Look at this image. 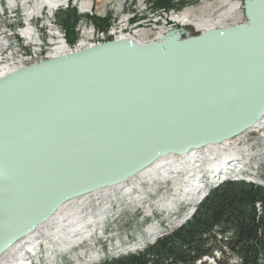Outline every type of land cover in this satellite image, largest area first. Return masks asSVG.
I'll return each mask as SVG.
<instances>
[{
    "label": "water",
    "instance_id": "1",
    "mask_svg": "<svg viewBox=\"0 0 264 264\" xmlns=\"http://www.w3.org/2000/svg\"><path fill=\"white\" fill-rule=\"evenodd\" d=\"M245 20L104 41L0 76V259L65 204L264 118V0Z\"/></svg>",
    "mask_w": 264,
    "mask_h": 264
},
{
    "label": "bare ground",
    "instance_id": "2",
    "mask_svg": "<svg viewBox=\"0 0 264 264\" xmlns=\"http://www.w3.org/2000/svg\"><path fill=\"white\" fill-rule=\"evenodd\" d=\"M30 1L34 2L33 6L29 5ZM98 1L100 4L95 7L96 12H104L105 3L109 0ZM5 2L10 6L20 4L21 8L25 10L26 22H28L33 14L32 18L37 17V13L40 12L42 7L55 8L60 3L66 2V0H5ZM216 3L218 4L217 7H211L212 4H207L186 8L182 14L176 17V20L183 27H193L197 32L244 21V12L241 10L242 4L240 1L217 0ZM123 4L122 0L117 2L118 7L123 6ZM92 5V0L80 1L82 8L89 9ZM220 6H225V8L217 11ZM132 16L117 19L120 23L116 21L106 32L95 31L90 26L84 27L85 29L80 31V41L74 49L56 38L53 41V47L47 52V59L87 47L104 40L108 36L124 37L130 32L128 20ZM228 20H231V22H228ZM135 25L137 23L133 26L135 27ZM163 31L164 28L161 26L155 32H149L147 29L134 30L129 34V37L135 41L143 42L147 40L146 37L149 34L154 33L157 37H160ZM177 31H180V29H177ZM20 33L24 38L34 41L33 35L35 33L32 28L26 27ZM4 42L6 43V41ZM2 48L3 45L0 44V54ZM21 64H23L21 57L6 56L0 59V76L9 73ZM250 134L258 135L259 138L264 137V118L257 126L233 140L216 146H208L183 156H168L122 185L103 189L70 201L61 207L48 223L24 238L17 244L16 248L13 246L8 250L0 259V264H26L25 258L29 254L37 257L41 249L47 252L68 251L81 244L83 240H87L91 235V229L99 223L105 212L112 209L114 211L115 207L119 209L123 203L132 204L135 207L142 206L143 202L149 200L150 204L146 203L143 206L145 212H150L153 206H158L161 209L172 207L176 203L177 195L180 196L183 192H187L189 195L192 189L195 190V184L198 183L197 178L202 174H208V172L218 173L223 165L236 166L238 164L237 157L239 154L241 155L246 146L248 147L246 137ZM165 180L171 182V194H167L168 192L165 191L158 199L154 201L150 199L149 195L155 193V185L158 182L163 183ZM151 203L153 204L151 205ZM47 259L49 260V257Z\"/></svg>",
    "mask_w": 264,
    "mask_h": 264
},
{
    "label": "trees",
    "instance_id": "3",
    "mask_svg": "<svg viewBox=\"0 0 264 264\" xmlns=\"http://www.w3.org/2000/svg\"><path fill=\"white\" fill-rule=\"evenodd\" d=\"M173 0H153L155 8H170ZM58 17V16H57ZM61 26L66 33L67 42L75 38L74 26L78 19L74 9L63 12ZM100 28L108 25L107 19L92 18ZM262 199L264 191L260 188L242 184H226L215 189L198 206L196 215L183 227L159 239L155 245L138 255H129L105 264H191L206 252L202 235L214 225L235 230V238L230 247L242 259L241 264H264L258 254L264 255V215L256 219L252 202ZM261 231V235H258Z\"/></svg>",
    "mask_w": 264,
    "mask_h": 264
},
{
    "label": "rangeland",
    "instance_id": "4",
    "mask_svg": "<svg viewBox=\"0 0 264 264\" xmlns=\"http://www.w3.org/2000/svg\"><path fill=\"white\" fill-rule=\"evenodd\" d=\"M78 1V0H77ZM117 0H109L108 2H106L105 3V7H106V5H107V9H106V11H108V13L110 12L111 14H112V11H115V13H113L114 15V17L115 18H117V19H121V18H125V17H127V16H132L133 14H123V10L125 9L127 12H128V10H129V7H130V5H131V3H133V2H131V1H135V0H122L123 1V6H120V7H118L117 6V2H116ZM216 1L217 0H178V3H177V5H176V2H174V4L176 5V7H177V9H179V10H181L182 8H185V7H191V6H194V7H197V6H199V5H207V4H212V6L211 7H217L218 6V4L216 3ZM238 1H240V3L242 4V8H241V10H242V12H244L243 11V3H244V0H238ZM152 1H150V0H148L147 1V3H151ZM207 2V3H206ZM33 4H34V2H32V1H30L29 2V5L30 6H33ZM94 4H95V6H97L98 4H100L99 3V1L98 0H94ZM8 4H6V2H5V0L3 1V0H0V32H6L7 31V29L9 28V26H8V24L7 23H12L13 22V20H9V19H7V17H6V15H9V11H11L12 9H16V13L17 14H19V16H21V15H24L25 14V10L23 9V8H21V5L20 4H17V5H8ZM76 5H77V3H76ZM113 5V7H111ZM139 6V4H137L136 5V7H138ZM145 7V6H144ZM143 7V8H144ZM49 8V7H48ZM54 8V7H53ZM53 8H49V9H53ZM75 8V10H76V7H74ZM110 8V9H109ZM114 9V10H111V9ZM225 8V6H220L219 7V9H217V11H220L221 9L223 10ZM41 11V10H40ZM137 11H139V8H137L136 9V12ZM63 12L64 11H58V17H56V22H55V28L54 29H48L47 27L46 28H44V29H46L47 30V32H49V33H51V34H56V33H53V31H55V30H60V29H63L62 28V26H61V24H60V21L64 18L63 17ZM111 14H108V15H111ZM141 14H144L145 15V13H141ZM26 15V14H25ZM37 15H38V13H37ZM27 16V15H26ZM32 16H34V14L32 15ZM32 16H30V18L32 17ZM5 17V18H4ZM111 17H112V15H111ZM243 19H245V17L243 16ZM15 21H17L16 19H15ZM47 21L45 20V19H43V20H34L32 23H33V25H35V27L36 26H38L39 27V25L41 26V25H43L44 26V24L46 23ZM117 22H119L120 23V21H117ZM228 22H231V20H228ZM17 25H18V23H16V24H14V26L15 27H17ZM15 27H10L11 28V31L10 32H7L9 35L11 34V33H13L14 31L16 32V30H15ZM134 27V26H133ZM9 28V29H10ZM50 28V27H49ZM184 28H186L185 29V31L188 33V34H194L195 32H197L196 31V29L195 28H193V27H184ZM18 30H20V28H18ZM53 30V31H52ZM43 33V32H42ZM45 33V32H44ZM48 33V34H49ZM45 34H47V33H45ZM4 37V36H3ZM16 37V36H15ZM152 36H150V38H151ZM15 39H17L19 42V44L18 43H16L15 42ZM10 38V37H7V38H3V40H7L8 41V43L7 44H9L10 43V47H9V49L12 51V52H14L16 49H14L13 50V48L14 47H20V50H23L24 52H29L30 51V48H31V45H30V43H29V41H32L31 39H25V38H23L24 40H20V39H18V38ZM23 45H27L28 46V48L27 49H25V48H23ZM15 57V56H14ZM247 138V145H248V147H249V145L251 144V143H253L254 141H255V139L256 138H259L258 137V135L256 136V135H248V137H246ZM260 140H263L264 141V137H260L259 138ZM257 140V139H256ZM261 142L262 141H260V144H261ZM249 143V144H248ZM264 144V143H263ZM247 147V146H246ZM245 147V148H246ZM244 148V149H245ZM126 205V203H123L122 204V206H125ZM155 209H154V211L156 210V206L154 207ZM157 212H160V211H157ZM143 216L142 215H140V212H137L135 215H130L128 212H125V213H123V217H122V219L121 220H119L118 222H116L115 224H118V226L116 227H113V233L116 231V233H114V235L111 237V239H118V240H120V241H127V237L129 238V241L131 240V239H134V236L135 235H137V233L138 232H141L142 231V228H146V226L148 225V220H143V218H142ZM142 227V228H141ZM109 244H110V246H109ZM108 244V250L110 249L111 251H113V246L111 245V243H109ZM79 250H86V248H80L79 247V249H77L76 251H79ZM91 250H92V248H91ZM109 250V251H110ZM76 251H74V252H76ZM93 251V250H92ZM41 252H44L45 254H47V253H49V252H47V251H44L43 249H41ZM83 254L85 253V252H82ZM81 253V254H82ZM82 254V255H83ZM107 256V255H106ZM91 257H93V255L91 256ZM97 258H101V254H99L98 256H97ZM84 259L85 260H90L89 259V257L87 256H85L84 257ZM93 262V261H92ZM95 262V261H94ZM211 262V261H210ZM210 262L208 263V264H210Z\"/></svg>",
    "mask_w": 264,
    "mask_h": 264
},
{
    "label": "built area",
    "instance_id": "5",
    "mask_svg": "<svg viewBox=\"0 0 264 264\" xmlns=\"http://www.w3.org/2000/svg\"><path fill=\"white\" fill-rule=\"evenodd\" d=\"M150 17L147 19V22L144 23V20L137 22V24L143 23V25L148 27V30L150 32H155L159 29V27H163L164 32H167L173 28H175L178 24V21L176 20V17L179 16V14H175L172 12L166 13L165 11L161 10V11H157L153 14L149 15ZM115 18V17H114ZM134 30L130 29V33H132ZM129 34L125 35V36H130ZM2 53V52H1ZM46 56V55H45ZM6 55L0 54V59L5 58ZM19 57L22 58V63H27V62H31L34 61L36 59H40L42 58L40 56V52L39 51H35L32 52V54H25V53H21V55H19Z\"/></svg>",
    "mask_w": 264,
    "mask_h": 264
}]
</instances>
